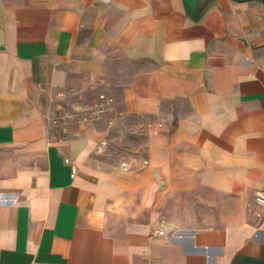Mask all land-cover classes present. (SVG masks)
I'll return each instance as SVG.
<instances>
[{"label":"crops","instance_id":"0c3cea01","mask_svg":"<svg viewBox=\"0 0 264 264\" xmlns=\"http://www.w3.org/2000/svg\"><path fill=\"white\" fill-rule=\"evenodd\" d=\"M263 190L264 0H0V264H264Z\"/></svg>","mask_w":264,"mask_h":264},{"label":"built area","instance_id":"2783aa9c","mask_svg":"<svg viewBox=\"0 0 264 264\" xmlns=\"http://www.w3.org/2000/svg\"><path fill=\"white\" fill-rule=\"evenodd\" d=\"M64 162L67 164H70L71 169H72V177H73L76 172L75 166L72 163H70L68 159H65ZM253 202L257 206L264 207V190L255 192L254 197H253ZM162 233L163 232H159V234L161 235Z\"/></svg>","mask_w":264,"mask_h":264},{"label":"rangeland","instance_id":"374dc122","mask_svg":"<svg viewBox=\"0 0 264 264\" xmlns=\"http://www.w3.org/2000/svg\"><path fill=\"white\" fill-rule=\"evenodd\" d=\"M55 118H56V123H58V122H59V123H61V125L63 124V123H62V120H60L61 118H60V116H59V115H56V117H55ZM57 125H58V124H57ZM104 156H105V155H104ZM107 158H108V161H110V158H109V156H107Z\"/></svg>","mask_w":264,"mask_h":264}]
</instances>
